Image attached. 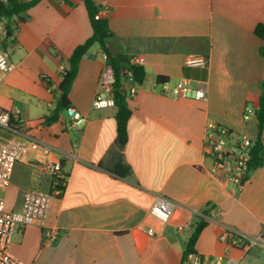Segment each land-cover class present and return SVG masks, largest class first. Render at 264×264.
<instances>
[{
    "label": "crops",
    "instance_id": "obj_1",
    "mask_svg": "<svg viewBox=\"0 0 264 264\" xmlns=\"http://www.w3.org/2000/svg\"><path fill=\"white\" fill-rule=\"evenodd\" d=\"M93 1L114 34L111 51L144 58L146 78L130 100L121 151L131 174L112 171L117 108H93L97 94L109 93L100 86L106 61L98 45L81 60L69 93V107L86 121L73 123L66 108L56 122H46L60 97L61 58L93 30L83 0L40 1L4 41L11 69L0 99L19 108L21 120L0 129V143L35 140L54 154L39 149L17 162L2 196L8 210L21 211L29 190L51 192L50 161L61 162L68 179L45 226L15 230L11 253L25 264H183L193 225L204 219L195 252L208 264H264V163L238 188L212 176L204 151L209 121L258 137L257 120L245 122L243 113L257 108L262 93L264 40L255 29L264 24V0ZM190 56L208 57V67H187ZM183 79L206 91V100L170 95ZM261 140L264 145V130ZM161 198L174 210L163 225L150 216ZM185 224L191 227L180 231Z\"/></svg>",
    "mask_w": 264,
    "mask_h": 264
},
{
    "label": "built area",
    "instance_id": "obj_2",
    "mask_svg": "<svg viewBox=\"0 0 264 264\" xmlns=\"http://www.w3.org/2000/svg\"><path fill=\"white\" fill-rule=\"evenodd\" d=\"M5 35L6 32L0 27V83L11 69L9 54L2 48ZM103 58L106 61L105 54ZM130 63L132 65H143L144 58L134 56L130 59ZM208 65L209 59L205 56H190L186 59V66L190 68H207ZM65 72V66H61V76ZM114 81L113 69L106 64L100 78V86L108 89L109 93L107 95L103 93L96 95L93 101L95 110L114 105L112 94ZM127 89L130 98H134L136 96V85H127ZM170 95L177 98L191 96L196 101H204L207 98L206 91L194 88L189 79L181 80L170 92ZM67 112L75 124L86 121V118L73 107H68ZM255 112L254 107L246 106L243 113L244 121H251L256 116ZM20 116L21 111L19 108L8 109L0 99V129H11L14 121L19 122L21 120ZM254 143L255 141L246 135H238L225 125L209 121L206 125L204 151L213 161L212 176L221 183L242 188L248 179L251 148ZM39 149L46 156L54 154V150L50 146L40 145L35 140L18 141L12 139L0 143V264H25L16 258L10 250L15 230L18 227L33 224L45 226L53 197L62 195L66 186L68 176L63 165L59 161H50L47 164V170L53 179L51 192L29 190L25 194L21 211L7 209L2 192L11 185L15 165L30 152ZM173 211L170 202L165 198H161L152 206L150 216L155 223L163 225L171 220ZM190 227V224H185L179 226L178 229L183 231ZM148 234L154 236V228H150ZM227 237L232 239V235L228 234ZM231 243L236 244L235 240H231ZM247 246L250 245L247 244ZM186 264H208V262L200 254L193 252L187 254ZM230 264H234V262L231 261Z\"/></svg>",
    "mask_w": 264,
    "mask_h": 264
},
{
    "label": "trees",
    "instance_id": "obj_3",
    "mask_svg": "<svg viewBox=\"0 0 264 264\" xmlns=\"http://www.w3.org/2000/svg\"><path fill=\"white\" fill-rule=\"evenodd\" d=\"M42 0H0V27L6 32V36L2 41L4 49V41L7 34H13L14 27L24 22L28 11ZM89 20L92 26L93 34L84 43L78 45L72 55L64 60L65 74L62 75V81L59 85L60 97L58 104L54 110L46 117L48 124L56 122L61 112L69 107V93L72 85L77 77L81 60L94 45H98L101 51L106 55V64L109 65L114 72L115 81L113 84L114 106L117 108V139L116 161L113 172L121 177H127L131 174V168L126 164L121 151L128 141V123L132 115L130 108V96L127 85L140 86L144 83L146 72L142 65H132L130 59L124 55H119L111 51L110 39L114 36L110 29L107 19L99 16L100 7L93 0H83ZM255 34L264 40V24H259L255 29ZM264 55V49L261 50ZM160 81L164 79H159ZM262 93L259 97L255 116L257 120L258 137L254 146L251 148V161L249 163V172L260 168L264 163V145L261 136L264 130V80L261 83ZM207 214V212H206ZM208 222L204 219L193 225V232L187 242L184 263L186 264V256L188 253L195 252V245Z\"/></svg>",
    "mask_w": 264,
    "mask_h": 264
},
{
    "label": "rangeland",
    "instance_id": "obj_4",
    "mask_svg": "<svg viewBox=\"0 0 264 264\" xmlns=\"http://www.w3.org/2000/svg\"><path fill=\"white\" fill-rule=\"evenodd\" d=\"M187 235H190L189 232H186ZM259 249L257 247L253 248V251H258Z\"/></svg>",
    "mask_w": 264,
    "mask_h": 264
},
{
    "label": "water",
    "instance_id": "obj_5",
    "mask_svg": "<svg viewBox=\"0 0 264 264\" xmlns=\"http://www.w3.org/2000/svg\"><path fill=\"white\" fill-rule=\"evenodd\" d=\"M255 114L257 115L258 114V110L256 109V112H255Z\"/></svg>",
    "mask_w": 264,
    "mask_h": 264
}]
</instances>
